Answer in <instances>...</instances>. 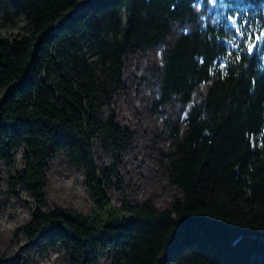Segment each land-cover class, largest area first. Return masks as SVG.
<instances>
[{"label": "trees", "instance_id": "obj_1", "mask_svg": "<svg viewBox=\"0 0 264 264\" xmlns=\"http://www.w3.org/2000/svg\"><path fill=\"white\" fill-rule=\"evenodd\" d=\"M80 2L83 6L77 9ZM21 32L0 34V165L5 194L31 196L22 237L66 264H264V0H0ZM247 21V23H244ZM231 41L232 43H228ZM232 44L239 45L233 47ZM157 50L147 64L152 109L164 118L158 163L178 192L151 199L107 194L120 183L133 137L112 109L124 59ZM227 65V67H222ZM22 165L14 170L15 151ZM109 157L98 167L95 152ZM82 170L93 215L45 206L49 162ZM0 264H31L7 255Z\"/></svg>", "mask_w": 264, "mask_h": 264}, {"label": "rangeland", "instance_id": "obj_2", "mask_svg": "<svg viewBox=\"0 0 264 264\" xmlns=\"http://www.w3.org/2000/svg\"><path fill=\"white\" fill-rule=\"evenodd\" d=\"M27 20L21 13L4 17L0 12V34L13 35L21 32ZM159 61L157 50L141 54H129L124 59V86L115 96L112 109L120 124L129 128L133 137L127 150L122 155L119 167L120 183L117 188L109 189L107 194L111 204L117 206L121 201L141 202L151 199L162 208L178 192L169 185L158 163V149L167 150L168 141L164 118L175 117L179 111L160 114L152 109L151 87L144 79L147 64ZM98 167L109 162V157L95 152ZM22 165L21 150L15 151V162L11 170ZM6 169L0 165V248L7 255L29 258L31 264H66L60 251L51 248L43 254L33 242L21 235V226L30 216L26 203H31V196L18 188L16 196L5 194ZM48 179L45 186L44 210L54 205L72 207L87 217L93 215L92 203L83 186L82 170L78 166H69L61 154H56L49 162ZM103 261L101 260L102 264Z\"/></svg>", "mask_w": 264, "mask_h": 264}, {"label": "snow or ice", "instance_id": "obj_3", "mask_svg": "<svg viewBox=\"0 0 264 264\" xmlns=\"http://www.w3.org/2000/svg\"><path fill=\"white\" fill-rule=\"evenodd\" d=\"M228 20L231 22L233 27L236 30V34L240 36H246L244 43L247 45V51L249 53H252L253 50L256 47V44L261 39H264V32H261L260 34H246L243 32V30L238 26L239 24V13L236 15H232L228 17ZM244 23H247V21H244ZM228 43H232L231 41H228ZM233 47H238L239 45L232 44ZM222 67H227V65H222Z\"/></svg>", "mask_w": 264, "mask_h": 264}, {"label": "water", "instance_id": "obj_4", "mask_svg": "<svg viewBox=\"0 0 264 264\" xmlns=\"http://www.w3.org/2000/svg\"><path fill=\"white\" fill-rule=\"evenodd\" d=\"M82 6H83V3L80 2L79 4H77L76 8H77V9H80Z\"/></svg>", "mask_w": 264, "mask_h": 264}]
</instances>
